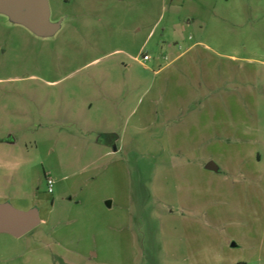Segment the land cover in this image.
<instances>
[{
	"label": "rangeland",
	"instance_id": "374dc122",
	"mask_svg": "<svg viewBox=\"0 0 264 264\" xmlns=\"http://www.w3.org/2000/svg\"><path fill=\"white\" fill-rule=\"evenodd\" d=\"M48 2L0 14V204L42 221L0 264H264V0Z\"/></svg>",
	"mask_w": 264,
	"mask_h": 264
},
{
	"label": "water",
	"instance_id": "95a60500",
	"mask_svg": "<svg viewBox=\"0 0 264 264\" xmlns=\"http://www.w3.org/2000/svg\"><path fill=\"white\" fill-rule=\"evenodd\" d=\"M0 14L23 25L39 37H51L60 28V23L51 21L48 0H0ZM206 169L218 171L217 164L213 161L207 164ZM108 205L110 206L109 202ZM41 223L37 208L24 211L9 203L0 204V233L21 238Z\"/></svg>",
	"mask_w": 264,
	"mask_h": 264
},
{
	"label": "crops",
	"instance_id": "0c3cea01",
	"mask_svg": "<svg viewBox=\"0 0 264 264\" xmlns=\"http://www.w3.org/2000/svg\"><path fill=\"white\" fill-rule=\"evenodd\" d=\"M182 58V56H175L174 57V59H173V61L175 62V61H179L180 59ZM160 67H159V69L156 71L157 73H161V72H163V70L164 69H166L167 67H168V65H166V66H162L161 67V65H159ZM170 67V66H169ZM164 91V90H163ZM163 91H162V93H163ZM162 95V94H161ZM170 102H167L166 100H161V102H160V104L161 105H159V107H160V110H161V112H160V116H159V118H161V119H163V122H165V124H169V121H172L173 119H176L177 117H176V115L177 114H175V110L173 109V105L172 104H169ZM162 106V107H161ZM202 110L204 111L205 110V108H202ZM200 112V111H199ZM111 135H113V137H115L114 138V141L115 142H117L118 141V137L117 136H114V134H111ZM107 140V139H106ZM105 139H101V144L102 145H104L105 147H108V148H110L111 149V151H112V153H116V152H118L119 151V148L117 147V145L114 147V149H112L111 148V145H107L106 143H105V141H106ZM211 161H213V162H215L212 158H211V156L210 157H208V159H207V161L205 162V164L202 166V168H204L206 171H208V172H211V173H214V174H225L226 172L224 171V169L221 167V166H219L218 164H217V172L216 171H214V170H208V169H206V166H207V164L209 163V162H211ZM216 163V162H215ZM110 203V206L112 205V203L111 202H109ZM107 205H108V202H107ZM109 206V205H108Z\"/></svg>",
	"mask_w": 264,
	"mask_h": 264
},
{
	"label": "built area",
	"instance_id": "2783aa9c",
	"mask_svg": "<svg viewBox=\"0 0 264 264\" xmlns=\"http://www.w3.org/2000/svg\"><path fill=\"white\" fill-rule=\"evenodd\" d=\"M47 183H48V189H49V191H52L53 186H54V180L51 179V178H49L48 181H47Z\"/></svg>",
	"mask_w": 264,
	"mask_h": 264
},
{
	"label": "flooded vegetation",
	"instance_id": "af4514ba",
	"mask_svg": "<svg viewBox=\"0 0 264 264\" xmlns=\"http://www.w3.org/2000/svg\"><path fill=\"white\" fill-rule=\"evenodd\" d=\"M37 36V35H36ZM37 37H39V36H37ZM40 38H49V37H40Z\"/></svg>",
	"mask_w": 264,
	"mask_h": 264
}]
</instances>
